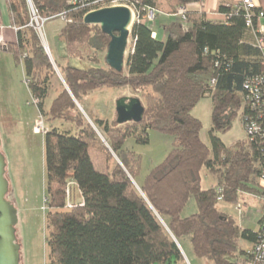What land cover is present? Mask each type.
I'll list each match as a JSON object with an SVG mask.
<instances>
[{"label":"trees","instance_id":"16d2710c","mask_svg":"<svg viewBox=\"0 0 264 264\" xmlns=\"http://www.w3.org/2000/svg\"><path fill=\"white\" fill-rule=\"evenodd\" d=\"M6 1L18 28L6 50L21 62L28 91L50 124L43 134L49 264H167L171 258L184 264L179 247L185 237L197 257L214 264H243L258 239L264 205L252 231L239 226L219 202L238 204L244 194H263L258 177L264 139L246 135L244 127L257 114L246 101L245 84L262 73L264 60L254 38L247 39L252 28L244 8L238 2L219 4L223 18L211 20L188 6L201 0H122L136 18L124 68L116 72L100 64L97 54L106 50L110 37L99 25L84 23L88 7L32 0L42 17L65 12L68 21L60 33L66 54L90 63L87 68L56 63L64 84L45 110L54 67L28 25L27 1ZM182 5L188 6L185 20L175 15ZM149 8L155 18L157 13L176 17L164 25V40L142 21ZM256 23L254 16V27ZM101 87L141 93L143 118L123 124L116 118H96L92 127L75 101L82 104L84 96ZM205 96L211 100L208 143L201 136L202 122L192 114ZM239 113L244 136L227 145L219 134L231 128ZM57 120L76 128L62 130L54 125ZM148 130L172 136V147L138 184L134 176L140 156L124 142L133 136L146 144ZM203 169L214 179L208 187L202 186ZM71 187L77 188V202L70 201ZM190 199L195 210L184 214Z\"/></svg>","mask_w":264,"mask_h":264},{"label":"rangeland","instance_id":"374dc122","mask_svg":"<svg viewBox=\"0 0 264 264\" xmlns=\"http://www.w3.org/2000/svg\"><path fill=\"white\" fill-rule=\"evenodd\" d=\"M134 13V11L132 10ZM0 24H7V5L0 0ZM135 14L133 21L135 20ZM169 20L162 14H157L152 22H145L154 26L157 22L165 25ZM64 22L57 18H49L43 26L44 40L41 43L43 48L48 50L55 74L51 77L48 95L44 100V109L47 110L53 97L64 84L62 73L56 66L70 65L73 67L87 68L90 63L86 60L69 57L65 50L64 37L60 33ZM131 38L126 49V56L129 53ZM9 46V44H8ZM106 51V50H105ZM105 51L97 54L100 64L105 66ZM138 97L143 106V96L139 92H133L129 88L101 87L90 92L81 100L79 110L88 120L92 127L96 118L112 119L115 111V101L119 97ZM192 114L202 122L201 136L208 143V130L211 124V100L209 96L203 97L192 110ZM46 118L40 115L38 107L28 91L25 83V76L21 62L16 61L9 50L0 49V151L4 157V177L7 182L5 194L16 211L15 236L19 245L20 264H49V249L45 238L47 236L46 215L47 205V174L44 161V131L41 128H48ZM42 121V127L40 122ZM92 123V124H91ZM62 130H75L71 123L57 120L54 124ZM99 134V133H98ZM222 141L231 145L244 136L240 121V113L233 120L231 128L219 134ZM101 139L102 136L99 134ZM124 147L134 151L140 156V164L135 182L140 184L147 173L157 164L163 161L172 147V136L157 131L148 130V143L141 144L135 141L133 136L127 137ZM202 186L208 187L214 183V179L203 169ZM241 202L240 213L236 209L237 204L224 201L219 206L236 219L242 228L252 231L258 228L260 208L263 206V199L258 196L244 194ZM80 200L77 188L71 187L70 201ZM195 210V204L190 199L184 214ZM184 264H214L212 260L197 257L193 254L188 239L181 238ZM249 244H244L248 249ZM167 264H175L171 258Z\"/></svg>","mask_w":264,"mask_h":264},{"label":"built area","instance_id":"2783aa9c","mask_svg":"<svg viewBox=\"0 0 264 264\" xmlns=\"http://www.w3.org/2000/svg\"><path fill=\"white\" fill-rule=\"evenodd\" d=\"M29 10V22L28 25L38 34L39 38L43 41V26L47 19L57 18L64 23L68 21L65 16V12H59L50 17H42L38 14L36 8L34 7L32 0H26ZM68 6L74 8H85L88 7L91 12L103 7L116 6V5H126L122 3V0H65ZM238 3L246 11L247 25L252 28V33L254 36V44L261 51L264 60V26L260 23V20L264 18V9L259 8L253 0H240ZM128 6V5H126ZM131 8L130 6H128ZM188 6H178L175 15L182 20H185V14L187 12ZM257 9V14L254 10ZM132 10V8H131ZM87 12V13H88ZM86 13V14H87ZM257 18V23L255 27L252 24L253 17ZM155 20V11L153 9H146L142 21L152 22ZM10 29L15 35L17 31V26L12 22L10 25L0 24V49L6 50L8 47V40L5 38V30ZM48 53V50L45 48ZM245 88L248 90L246 101L250 106V110L256 112L255 116H251L246 119L244 131L246 135L256 136L261 135L264 139V67L262 73L254 76L250 81L245 84ZM40 127H42V121L40 122ZM47 128H41L44 132ZM263 164L260 169L258 183L263 191L261 195L264 200V147L262 149ZM220 191V189H218ZM221 197L219 196L218 199ZM72 204L68 200L67 206L70 207ZM241 206L239 203L236 209L240 213ZM243 264H264V212L262 213L261 222L259 224L258 239L257 241L246 251L245 259Z\"/></svg>","mask_w":264,"mask_h":264},{"label":"water","instance_id":"95a60500","mask_svg":"<svg viewBox=\"0 0 264 264\" xmlns=\"http://www.w3.org/2000/svg\"><path fill=\"white\" fill-rule=\"evenodd\" d=\"M133 16L134 13L128 6L116 5L93 10L83 17L84 23L99 25L102 32L110 37L104 61L116 72H121L125 65ZM75 103L79 108L78 103ZM115 111L118 124L139 122L144 115V106L136 96H122L115 101ZM4 166V157L0 151V264H20L19 245L15 236L16 211L5 198L8 188Z\"/></svg>","mask_w":264,"mask_h":264},{"label":"crops","instance_id":"0c3cea01","mask_svg":"<svg viewBox=\"0 0 264 264\" xmlns=\"http://www.w3.org/2000/svg\"><path fill=\"white\" fill-rule=\"evenodd\" d=\"M4 1L7 5V1L6 0H4ZM238 1H240V0H201L200 2L191 3L188 6L191 9L201 10V11L205 12L207 19L216 20V19H222L223 18V14L217 11V7L219 4H228V2H238ZM253 1L256 3V5L259 8L264 9V0H253ZM157 14H162V15L166 16V19L169 21L176 18L175 15H173V14H164V13H157ZM7 15L9 17V22L5 25H10L12 23V21L10 19V13H9L8 5H7ZM0 18H1V15H0ZM260 23L264 26V18L260 20ZM162 24L163 23H161V22H157L154 26H150V25L149 26L153 31V36H155L157 34V36L161 40H164L166 37V30H165L164 25H162ZM4 35H5V38L7 40H13L15 38V35L11 32L10 29L5 30ZM253 38L254 37H253L252 32L249 31L247 33V39L252 42ZM114 118H116V112L114 113L112 119H114ZM181 251H182V248H181ZM182 253H183V251H182Z\"/></svg>","mask_w":264,"mask_h":264}]
</instances>
